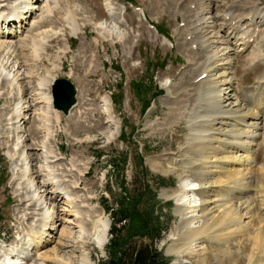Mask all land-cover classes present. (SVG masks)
<instances>
[{
	"label": "rangeland",
	"instance_id": "1",
	"mask_svg": "<svg viewBox=\"0 0 264 264\" xmlns=\"http://www.w3.org/2000/svg\"><path fill=\"white\" fill-rule=\"evenodd\" d=\"M236 1L241 0L211 1L212 16H216L218 25L223 24V20L224 24H229L221 14H226ZM244 1L242 9L251 4L245 6ZM259 1L264 13V0L251 2ZM197 2L199 0H113L117 9L111 16L105 0H40L26 22L9 26L14 30L12 37L0 35V41L16 43L27 34L35 40L43 37L48 40L45 44L36 42V50L30 41L24 44L27 45L24 50L20 48L15 54L7 55L0 50L2 68L16 74L13 65L22 63L21 73H25L18 78L17 85L9 89L0 81L3 88L0 92V246L5 249L15 246L20 252L28 253L30 258L27 257L24 264H58L43 257L41 260L28 239L39 227L42 212H50L52 208L55 213L49 220L52 225L48 232L53 236L50 248H60L61 257L72 260V264H80L82 254H90L95 264L108 256L110 230L103 251L93 241L82 242L79 229L64 220V215L69 213L66 206L69 201L56 194L50 198L51 194L44 192L47 186L42 183L49 180L47 165L55 175L52 176L54 181H59L58 187L74 200V206L85 214H103L110 229L113 221L108 207L116 206L122 180L130 190H138L140 187L135 180L140 179V165H144L149 170L147 177L156 199L148 198L140 206L146 208L148 200L155 203L156 214L164 226L156 244L171 259V264H264V59L258 56L259 60L252 62L250 49L234 54V82L242 101L263 114V129L252 147L254 162L247 169L239 167L242 168L241 181L244 173L248 176L245 178L248 192L240 194V198L233 195L231 201L246 203L232 214L238 218L240 228L230 225L228 236L221 243L206 236L198 240L192 251L185 249L178 255L168 253L173 243L171 237L182 234L176 195L182 192V182L193 180L197 169L186 161L199 157L189 146L196 135L188 126L191 116L203 103L199 94L203 89L193 81L199 73L197 62L204 56L191 33L195 15L201 9ZM16 4V0L0 2L6 13L10 11L9 6ZM136 6L143 11L136 10ZM47 7L49 14L44 12L41 19ZM242 11L244 16L248 13ZM152 24L158 25L168 37ZM244 26H247L246 21ZM251 29H259V34L263 35L264 21ZM51 31L60 33L53 37L44 35L45 32L52 34ZM257 42L254 46L260 47L261 41ZM257 52L260 55L264 51ZM151 64L153 68H149ZM47 75L52 81L66 77L76 84L78 102L68 115L48 108L44 99L33 101L39 98L42 92L39 82ZM138 80L153 85L152 90L140 96L142 99L135 95L131 85ZM166 83H176L175 97L167 98ZM156 90L163 92L153 93ZM115 94L118 101H113ZM107 104L115 121L112 125L105 113ZM16 107L28 114L25 128L18 135L13 132L18 119ZM213 122L207 127H201V122L192 127L205 134ZM123 135L127 141L123 140ZM18 137L21 143H17ZM47 138L55 151L49 155V162L43 149ZM46 151L48 153V149ZM113 154H128L123 169L110 165ZM26 163L29 165L25 173ZM155 176L173 183L159 187ZM31 181L40 183L33 185ZM234 185L232 183L226 194L233 193ZM48 189L52 191V186ZM229 195L226 197L231 200ZM36 196H43L45 202L35 201Z\"/></svg>",
	"mask_w": 264,
	"mask_h": 264
},
{
	"label": "bare ground",
	"instance_id": "2",
	"mask_svg": "<svg viewBox=\"0 0 264 264\" xmlns=\"http://www.w3.org/2000/svg\"><path fill=\"white\" fill-rule=\"evenodd\" d=\"M5 1L8 0H0V2ZM16 1L17 4L9 6L10 8L8 9H10V11L7 13L3 9L4 6L0 5V30H2L0 35L5 38L14 34V30L11 31L12 27L10 28L9 26H12L16 22H26L27 18L32 15V13H35L36 4L40 0ZM211 1L213 0H199V2H197L201 9L195 15V27L192 28L193 30L191 31L195 36L197 46L204 53L201 61L197 62L196 68L199 73L193 80L194 83L198 84L203 89V92L202 90L199 92L200 98L202 99L201 102L203 103L201 105L198 104L199 111L195 114L193 113L188 124L193 134L196 135V137L193 138V142L189 143V146L194 148L193 151L199 157L187 159L186 164H192L197 168L194 170L195 176L193 180L182 182V192L176 195L178 198L176 202V212L181 217L179 228L182 230V234L171 237L173 243L168 253L172 255L181 254L185 249H189V251L194 250L195 244L201 237L207 236L209 239H215L216 242L221 243V241L226 240L230 225H238L236 228H240L238 218L234 215L232 216V214H235L239 208L245 207L246 203L240 202L238 205L231 203V201L233 195L239 197L240 194L248 192V182H245V178H248V176L244 173V178L241 181L242 172L240 171L242 168L240 169L239 167L242 166L247 169L248 166L254 162L252 147L256 144V139L261 135L259 131L263 129V121L261 120L263 114L251 108L247 102L242 101V98L237 95V88L234 82L235 77L233 75L234 59L236 58L234 54L236 55L237 52L247 48L250 44L249 38L246 36L241 40V36L244 33V31H242V25L239 24L232 27L230 24L234 19H239L238 21L242 20L243 22L245 16L246 20L249 21V25L264 21L263 7L260 6V1L251 2L252 0H245L243 2L246 3L244 4L245 6L251 4L247 5L245 9H242V0L239 2L236 1L229 7L227 13H224L225 18L231 16L229 24L223 23L218 25L216 16H212L210 8ZM105 3L109 14L114 16L115 10L117 9L116 4H114L112 0H105ZM48 10L49 8L47 7V9L42 12L43 17L41 19H44V12L49 14ZM242 10L248 13L244 16ZM35 27L37 26L35 25ZM51 32L52 34L45 32L44 35L53 37L60 33V31ZM29 41L32 48H34L36 42L45 44L48 40L47 37L35 40L27 34L19 43L6 40L0 41V50L6 51L8 53L7 55L15 54L20 48L24 50L25 47H27V45L25 46L24 44ZM262 41H264V39ZM43 44H41V47ZM263 44L264 42L259 45L262 46ZM36 49L38 48H34V50ZM258 56L264 57V54H258L252 57L253 61H256ZM12 57H14V55ZM8 58L11 59V57ZM13 68H16V74H13L11 70L12 73L7 72V69L5 70L0 66V81L2 80L7 85L8 89L17 85L18 78L25 74L21 73L23 68L22 63L19 65L14 64ZM202 75L204 76L202 77ZM55 79H53V81ZM53 81L49 75L43 77L39 82L42 92L38 94L39 98H35L33 101L37 102L40 99H44L48 104V108H53L52 92H50ZM187 85L191 86L192 84ZM175 86L176 83H166L167 98L175 97ZM224 86L225 88L222 90ZM1 90H3L2 87H0V92ZM183 90L185 89L183 88ZM108 105L109 104L106 105L107 110L105 113L112 125L115 121L111 117L112 114ZM15 110L17 111L18 119L13 128V132H16V135H18L25 128L23 125L26 122L25 117H27L28 114L23 113V110H19L18 107H16ZM212 121L215 122L211 124V127L206 130L205 134H203V130L201 131L198 128L195 129L192 127L193 125H199V122L203 123L201 127H207ZM215 125L219 126L215 127ZM202 137L207 139H203ZM200 140L202 141L200 142ZM49 141L50 138H47L43 143L47 161L49 155L55 152ZM21 142V138L18 137L17 143ZM214 143H217V145L214 146ZM47 149L48 153L46 151ZM28 163H26L27 167H25V173L28 171ZM46 168L48 169L49 180L48 182H41L43 186H47L44 192H47V195L51 194L50 198H52L54 194L66 198V200L69 201V203L66 202V206H68L67 211L69 213L64 215L65 222L79 229V238L82 242L89 243L93 241V243L97 245V248L103 251L109 239L110 224L108 219L104 218L103 214L99 212L92 215L89 214L90 212L85 214L77 209L76 205L74 206V200L69 198L68 192L61 190L57 185L59 181L55 182L54 178H52V176L55 175H53L48 165ZM31 182L33 185H39L40 183L36 181ZM232 183L235 184V188L232 191L233 193L230 195L226 194V191L232 187ZM50 186H52V191L48 189ZM227 195L231 196V200L226 197ZM36 197L35 201L41 202L42 204L45 202L43 196L41 198L40 196ZM251 208L250 206L249 209L251 210ZM245 211H247V209ZM53 213H55V210L52 208V211L49 212L46 210L45 213L42 212V215L40 214L42 216L40 220L41 223L38 228L33 230L32 234L28 235L29 243H33V247L35 246L41 260L43 257V259L49 261L54 260L58 264H72V260L61 257L60 248L54 246L51 248L49 247L50 242L53 241L52 234L50 236V232H48L52 225L49 220L53 216ZM46 214L48 215L46 216ZM241 216L243 217L244 215L242 214ZM251 217L252 216H250V218ZM236 230L237 229H235V231ZM27 254L28 253L20 252L15 246L7 249L0 246V264H24L23 262L29 256H27ZM80 264L95 263L92 261L90 254L87 253L82 254Z\"/></svg>",
	"mask_w": 264,
	"mask_h": 264
},
{
	"label": "trees",
	"instance_id": "3",
	"mask_svg": "<svg viewBox=\"0 0 264 264\" xmlns=\"http://www.w3.org/2000/svg\"><path fill=\"white\" fill-rule=\"evenodd\" d=\"M164 64L166 61L163 62ZM153 64L149 68H153ZM120 69V68H119ZM132 81V88L135 95H146L148 89H153V85L146 82ZM122 85H119L121 87ZM162 93L163 90H156L153 93ZM113 101H118L116 94ZM148 103L145 104V107ZM123 140L127 141L123 135ZM102 154H100L101 156ZM128 154L122 156L113 154L110 165L116 169H123L127 161ZM143 157L140 155V161ZM142 171L140 179L135 180L139 184L138 190H130L125 180L120 184V197L116 199L115 205L108 209L112 214L111 239L108 245V256L101 260L100 264H170V258L160 250L156 242L161 238L164 226L156 214L155 203L147 201L148 206L142 208L140 205L148 198L156 199L152 190L151 180L148 179V169L140 165ZM158 186H166L173 182H166L162 176H155ZM118 182L116 181V184ZM152 194L150 197L149 194ZM1 219V218H0ZM140 242H139V241ZM138 241V243H136Z\"/></svg>",
	"mask_w": 264,
	"mask_h": 264
},
{
	"label": "water",
	"instance_id": "4",
	"mask_svg": "<svg viewBox=\"0 0 264 264\" xmlns=\"http://www.w3.org/2000/svg\"><path fill=\"white\" fill-rule=\"evenodd\" d=\"M53 107L68 115L77 103V87L69 78L55 79L52 83Z\"/></svg>",
	"mask_w": 264,
	"mask_h": 264
}]
</instances>
